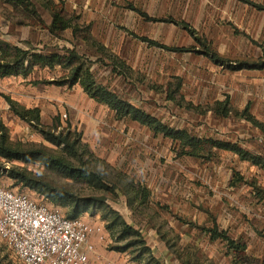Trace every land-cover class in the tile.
Masks as SVG:
<instances>
[{"label":"rangeland","instance_id":"rangeland-1","mask_svg":"<svg viewBox=\"0 0 264 264\" xmlns=\"http://www.w3.org/2000/svg\"><path fill=\"white\" fill-rule=\"evenodd\" d=\"M51 1L62 3L65 17L73 18L72 24L79 27L76 35L70 30L51 35L36 24L35 17L0 0V41L43 53L72 49L90 63L97 83L164 125L184 128L197 137L231 142L264 162V130L233 113L220 117L210 110L216 101L228 100L237 112L248 105V111L264 127V70L252 73L251 69L229 66L262 58L264 11L239 0ZM248 1L264 7V0ZM33 4L39 18L49 24L50 12L37 0ZM174 22L188 24L223 62L205 56L203 47ZM148 41L190 51H167ZM60 75L58 69H41L27 79H0V123L7 141L19 148H41L79 164L62 145L47 142L32 125L13 115L3 95L24 107H38L44 131H68L69 142L77 136L75 148L102 182L95 178L73 181L62 170L42 162L0 158V185L30 196L53 195L63 214L75 208L73 198L91 197L94 200L82 218L109 226L99 243L103 250L114 244L112 235L120 227L116 212L138 230L152 216L157 223L164 222L165 229L179 234V247H198L203 260L231 264L226 243L210 241L195 227L214 223L231 239L245 242L246 254L264 263V201L255 196V188L264 189V168L225 150L215 151L209 161L177 157L169 139L134 121L115 119L105 106L88 99L79 86L67 89L48 83ZM33 80L44 83L34 85ZM12 167L24 170L37 189L13 185L7 174ZM141 186L149 190L148 216L127 208L136 205L128 206L124 192ZM183 220L189 223H179ZM98 258L111 264L101 254ZM0 264L23 263L0 242Z\"/></svg>","mask_w":264,"mask_h":264},{"label":"trees","instance_id":"trees-1","mask_svg":"<svg viewBox=\"0 0 264 264\" xmlns=\"http://www.w3.org/2000/svg\"><path fill=\"white\" fill-rule=\"evenodd\" d=\"M7 4L20 8L37 20L36 24L47 30L51 35H55L57 32L70 30L72 36L76 35L79 30L78 25L72 24L73 18L65 17L63 12L62 3L55 4L51 0H37L45 10L50 12V23L45 24L37 15L33 0H3ZM245 4L253 6L259 11H264V7L248 0H239ZM131 9H134L130 7ZM140 16L146 17L144 13L139 12ZM76 16H74L75 19ZM165 21V20H161ZM171 21V20H166ZM172 22V21H171ZM177 25H181L183 29L195 40V42L203 47V54L209 56L213 61L223 62L222 58L209 46H207L197 36L196 32L186 23L174 22ZM145 40V39H143ZM146 41V40H145ZM152 46L175 52H186L190 51L189 48L184 47H171L165 46L155 41H148ZM198 52V50H195ZM262 58L253 62L240 61L234 62L233 65L229 66L236 69H257L261 70L264 68V49L262 50ZM48 69L61 71V75L55 77L48 83H53L56 86H64L67 89L78 85L82 92L96 104L105 106L117 120L128 119L134 121L141 126L146 127L154 135H161L167 138L171 142L172 150L177 157H192L195 159H202L203 161H209L215 154V151L225 150L236 154L241 160H250L252 164L259 168H264V162L259 157L251 156L246 150L241 149L236 144L228 141L214 139L211 137H197L191 135L186 129L170 128L161 123L155 117L149 115L143 110L132 106L127 101L120 98L114 92L107 89L105 86L97 83L93 74L90 70V63L83 59L82 56L78 55L72 49H65L62 53L50 52H36L34 49H23L16 45H10L0 41V79L8 77H21L27 79L35 70ZM44 83V81H31V84ZM10 112L15 115L18 119L32 125L43 138L55 145L60 146L68 151V153L78 158L79 164L74 165L71 162L65 161L60 157L52 156L46 153L41 148H19L13 146L7 141V133L5 127L0 123V158L6 161L20 160L23 163H29L32 161L42 162L48 166L62 170L66 176L73 181H92L93 178L99 183L102 182L101 176L98 172L92 170L89 163L83 158L81 152L79 153L75 148L76 139L73 142H69V132L62 134H54L50 131H44L41 126L40 109L38 107L25 108L19 105L11 97L3 95ZM212 113L216 116L227 117L233 113L234 116L243 118L245 121L250 122L253 126L258 129L264 130L262 123L257 121L254 116L248 111V105L240 111H233L228 104V100L216 101L210 108ZM7 174L11 179L14 180L13 185L22 184L23 186L29 185L31 188L35 187V180L31 178L24 170H20L17 167H12L7 171ZM237 180H241L240 177ZM235 183H233L234 185ZM39 185H42L39 182ZM139 187V186H138ZM6 189L14 193H24L22 190L17 191L5 187ZM44 188H46L44 186ZM37 189V188H36ZM52 192L70 197L64 191L55 188H46ZM255 196L264 201V189L255 188ZM27 194V193H24ZM31 199L36 202L43 203L48 207H57L59 209V202L56 201L53 195L46 196H30ZM126 202L128 205L135 203L134 209L138 206L144 205L148 202L149 190L144 186L140 188H129L124 192ZM130 196V197H129ZM39 200H37L38 198ZM94 200L91 197L73 198L75 201V208L66 214L62 215L68 219L82 218L83 214L87 213L90 202ZM101 200V199H100ZM130 203V204H129ZM118 219V225L120 226L117 230L116 235H112V242L110 249L115 251H122L129 246H140V250H145L143 241L141 240V234L138 229L127 223V221L116 213ZM105 230L109 231V226L104 224ZM207 234L210 241L218 240L226 243L227 255L230 256L231 264H264L261 260L256 257L249 256L246 254V244L242 240L231 239L224 230H218L216 224L212 223L211 227L201 228ZM126 240L122 246H118L119 241Z\"/></svg>","mask_w":264,"mask_h":264},{"label":"built area","instance_id":"built-area-1","mask_svg":"<svg viewBox=\"0 0 264 264\" xmlns=\"http://www.w3.org/2000/svg\"><path fill=\"white\" fill-rule=\"evenodd\" d=\"M105 234L104 224L68 219L0 185V242L23 264H109L95 252Z\"/></svg>","mask_w":264,"mask_h":264},{"label":"crops","instance_id":"crops-1","mask_svg":"<svg viewBox=\"0 0 264 264\" xmlns=\"http://www.w3.org/2000/svg\"><path fill=\"white\" fill-rule=\"evenodd\" d=\"M263 49L264 48H262V50ZM261 70H264V68ZM259 71L260 70L252 69L251 72L255 73ZM127 208L131 211H137L142 216H148L149 205L147 206V203L138 206L135 209L131 208L130 206ZM127 223L132 225L128 221ZM179 223L187 224L189 222H184L183 220ZM164 224V222L157 223V221L152 216L147 217L144 223V228L139 229L141 240L144 242V251L140 250V246H129L122 251H115L110 249V247L107 250H103L100 248L99 243L95 242V252L97 255L101 254V256L105 260L111 262V264H169V262H171V264H213L210 262V260L202 259L198 247L191 249L186 244L185 245L187 247L185 245L183 247H179L178 244L180 243L181 237L173 229H165L166 224ZM195 227H197L198 231H201L203 235L208 237L203 229H201L204 228V226ZM125 241L126 240L119 241L117 245L122 246Z\"/></svg>","mask_w":264,"mask_h":264}]
</instances>
